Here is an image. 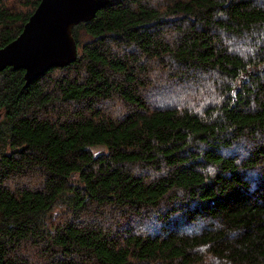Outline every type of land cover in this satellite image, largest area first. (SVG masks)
<instances>
[{"label": "trees", "instance_id": "obj_1", "mask_svg": "<svg viewBox=\"0 0 264 264\" xmlns=\"http://www.w3.org/2000/svg\"><path fill=\"white\" fill-rule=\"evenodd\" d=\"M39 2L0 0V48ZM72 35L0 70V264H264V0H108Z\"/></svg>", "mask_w": 264, "mask_h": 264}, {"label": "water", "instance_id": "obj_2", "mask_svg": "<svg viewBox=\"0 0 264 264\" xmlns=\"http://www.w3.org/2000/svg\"><path fill=\"white\" fill-rule=\"evenodd\" d=\"M108 0H40L19 35L0 48V70L23 69L25 85L52 67L77 57L72 35L75 25L87 22Z\"/></svg>", "mask_w": 264, "mask_h": 264}, {"label": "rangeland", "instance_id": "obj_3", "mask_svg": "<svg viewBox=\"0 0 264 264\" xmlns=\"http://www.w3.org/2000/svg\"><path fill=\"white\" fill-rule=\"evenodd\" d=\"M77 45V44H76ZM250 52V51H249ZM156 76H153V79H155ZM193 89V88H191ZM200 97L203 99H205L206 97L209 98L211 95V90L209 89V87L207 86L206 83L203 82V85L201 86L200 88ZM169 95V93H168ZM110 102H107L105 103L104 105H102L103 108H105L106 106H114L116 109L118 110H121V107L118 105V103L116 104V101L117 99H112V100H109ZM207 101V100H206ZM204 101V102H206ZM99 149L100 147H96L95 149ZM19 181H21L23 184L26 183V184H36L37 182L39 183L38 181V178H36V175L35 174H32V175H29L28 177H25V178H21L19 179ZM59 209V206H55L52 208V212H56L57 210Z\"/></svg>", "mask_w": 264, "mask_h": 264}]
</instances>
